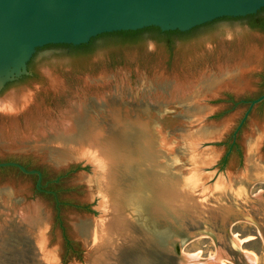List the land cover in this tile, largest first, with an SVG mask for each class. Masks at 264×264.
<instances>
[{
	"label": "rangeland",
	"instance_id": "obj_1",
	"mask_svg": "<svg viewBox=\"0 0 264 264\" xmlns=\"http://www.w3.org/2000/svg\"><path fill=\"white\" fill-rule=\"evenodd\" d=\"M250 21L39 49L28 74L0 93V100L11 93L22 99L0 107V163L43 174L38 187V176L0 168V257L13 250L27 259L22 247L9 246L28 211L34 218L25 229L47 264H88V238L100 244L110 201L139 219L154 194L150 181L177 189L182 180L203 203L218 201L239 216L231 235L219 236L225 246L199 237L183 255L199 264H264V102L233 139L245 102L264 94V29H251ZM128 159L129 169L119 166Z\"/></svg>",
	"mask_w": 264,
	"mask_h": 264
},
{
	"label": "water",
	"instance_id": "obj_2",
	"mask_svg": "<svg viewBox=\"0 0 264 264\" xmlns=\"http://www.w3.org/2000/svg\"><path fill=\"white\" fill-rule=\"evenodd\" d=\"M263 9L264 0H0V93L8 84L27 75L29 63L39 49L47 46L77 47L104 34L150 27L162 32H188L220 19L256 15ZM13 97L11 93L0 103ZM263 102L264 94L245 102L248 110L233 134L234 142L252 111ZM203 111L197 109L198 113ZM129 161L119 166L129 169ZM10 167L38 176L40 187L39 170H28L17 162L0 163V168ZM126 179H121L122 186ZM181 181L177 189L150 181L154 194L143 201L147 216L139 217L140 220L127 211L123 202L116 201L114 206L110 201L111 212L107 213L105 223L107 232L104 226H98L100 244L97 246L88 238L87 263L190 264L192 258L184 256L183 250L195 239L210 237L225 246L219 242V236H230L239 216L218 201L214 206L203 203L199 191L182 186ZM19 218L21 228L13 231L21 235L10 239L9 247H22L27 259L12 250L8 260L0 257V264H47L46 253L37 244L38 238L27 234V224ZM260 229L264 231V226L260 225ZM108 235L112 242L107 239ZM238 254L245 257L241 252ZM98 257L102 260H96Z\"/></svg>",
	"mask_w": 264,
	"mask_h": 264
},
{
	"label": "trees",
	"instance_id": "obj_3",
	"mask_svg": "<svg viewBox=\"0 0 264 264\" xmlns=\"http://www.w3.org/2000/svg\"><path fill=\"white\" fill-rule=\"evenodd\" d=\"M262 13H264V9L261 10L258 14L256 15H251V16H248V19H250V27L251 29L253 30H258V29H264V17H262ZM147 31H156L158 32L159 34H164L166 36H173V35H184V34H187V33H184V32H180V31H169V32H162L159 28H156V27H150V28H147V29H144V30H138V31H128V32H116V33H110V34H104V35H101V36H106V35H116V36H124V37H135V36H138V35H141L142 33L144 32H147ZM191 32V31H190ZM189 33V32H188ZM99 36V37H101ZM97 38H94L92 39L88 44H84V45H80V46H77V48H88L90 47L94 41L96 40ZM64 46H68V47H72L74 48V46L72 45H64ZM10 162V161H9ZM26 169L28 170H31L30 167H28L27 165H23Z\"/></svg>",
	"mask_w": 264,
	"mask_h": 264
},
{
	"label": "bare ground",
	"instance_id": "obj_4",
	"mask_svg": "<svg viewBox=\"0 0 264 264\" xmlns=\"http://www.w3.org/2000/svg\"><path fill=\"white\" fill-rule=\"evenodd\" d=\"M22 99L20 98V99H18L17 97H13V98H10L8 101H5L4 103H0V107L1 108H16V107H18L19 105H20V103L22 102L21 101ZM23 102H24V100H23ZM21 105H22V103H21ZM80 114L81 115H85L84 113H82V111L80 112ZM86 120H85V117H84V123H86L85 122ZM85 125H88L87 127H89L90 125L89 124H85ZM87 130H89V129H83V132H85V133H88L89 135H90V133H91V129L89 130V131H87ZM91 135H92V133H91ZM193 137V136H192ZM195 137V136H194ZM111 156V155H110ZM121 185V184H120ZM32 212H28V211H23V213H22V215H20L19 217H21L23 220H24V222L29 218V217H31V218H34L33 216H32V214H31ZM26 222H28V220L26 221ZM25 222V223H26ZM31 231L32 230H30V232H27V234H31ZM81 231L82 232H84V233H86V229L84 228V229H81ZM32 235V234H31ZM108 237H109V235H108ZM108 239V238H107ZM190 258H192V259H190V264H196V263H201L200 262V260L198 259V258H193V257H190ZM47 259V258H46ZM48 260V259H47ZM251 260V259H250ZM216 262V261H215ZM212 263V262H211Z\"/></svg>",
	"mask_w": 264,
	"mask_h": 264
},
{
	"label": "flooded vegetation",
	"instance_id": "obj_5",
	"mask_svg": "<svg viewBox=\"0 0 264 264\" xmlns=\"http://www.w3.org/2000/svg\"><path fill=\"white\" fill-rule=\"evenodd\" d=\"M226 19H228V18H226ZM242 19H248V17L242 18ZM242 19H240V20H242ZM236 20H239V19H236ZM47 47H53V46H47ZM66 47H68V46H66ZM42 180H43V174H42Z\"/></svg>",
	"mask_w": 264,
	"mask_h": 264
}]
</instances>
